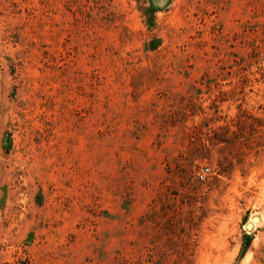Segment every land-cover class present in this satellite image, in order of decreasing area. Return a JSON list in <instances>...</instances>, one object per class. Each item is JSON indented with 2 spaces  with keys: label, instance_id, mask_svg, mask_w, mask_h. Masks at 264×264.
<instances>
[{
  "label": "rangeland",
  "instance_id": "rangeland-1",
  "mask_svg": "<svg viewBox=\"0 0 264 264\" xmlns=\"http://www.w3.org/2000/svg\"><path fill=\"white\" fill-rule=\"evenodd\" d=\"M0 264H264V0H0Z\"/></svg>",
  "mask_w": 264,
  "mask_h": 264
}]
</instances>
